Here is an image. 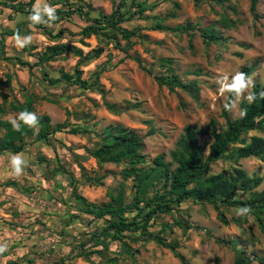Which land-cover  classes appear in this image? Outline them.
<instances>
[{"label":"rangeland","instance_id":"obj_1","mask_svg":"<svg viewBox=\"0 0 264 264\" xmlns=\"http://www.w3.org/2000/svg\"><path fill=\"white\" fill-rule=\"evenodd\" d=\"M0 1L18 6L29 0ZM118 1L35 0L32 7L42 10L47 4L69 10L80 5L90 17H98L109 15ZM250 6V0H124L120 10L126 19L119 27L130 37L128 42L119 38L120 46H116L101 33L81 43L78 32L89 22L84 16L72 14L57 22L34 24L30 13L0 5V103L5 100L0 119L17 123L20 112L11 111L9 102L31 100V113L47 114L52 124L66 122L67 128L76 125L87 129L78 134L57 131L47 141L28 137L22 152H0V245L6 246L0 252V264H104L97 255L91 260L73 256L85 237L83 233L101 220L85 225L82 220L89 215L78 209L72 188L89 201L101 203L108 201L109 191L117 192L120 186L130 198L133 181L122 178L125 162L98 164L88 148L99 142L97 134L105 126L120 123L141 136V152L148 162L157 154L169 161L187 124L205 127L214 118L224 126L222 109L231 93L224 85L245 65L254 64L255 68L247 75L253 84L244 95L264 80V0L257 1L254 12ZM158 23L185 27L178 31L155 29ZM210 27L220 35L219 41H205L201 36V29ZM16 35L31 36V43L19 47ZM64 42L83 53L95 47L103 51L79 64L70 51L37 64L47 45ZM19 59L35 65L29 68ZM76 66L82 70V79L87 83L97 79V84L83 88L64 80L49 81L60 78L62 72L72 73ZM170 70L183 82H194L195 87L186 91L160 85L156 75ZM242 99L236 101L233 94L231 103L235 101L236 106L228 110L232 118L240 116ZM105 102L115 103L120 111L112 112ZM3 133L0 127V137ZM251 135L264 137V129L251 130L247 137ZM17 156L25 161L20 174L12 164ZM231 164L248 175L262 177L255 189H264V160L254 156L235 163L219 159L210 172ZM84 173L99 177V181L89 183ZM180 208L192 227L184 231L173 225L172 232L164 235L167 241L177 242L179 252L191 264H234L240 246L251 258L249 264H260L251 254L264 256V230L253 214L235 221L239 210L224 209L228 219L224 224L211 204L188 200ZM175 216L161 215L151 229L157 231L161 222H173ZM129 244L137 249L134 257L120 251L117 242L110 244L109 255H117L118 264H182L169 248L153 240Z\"/></svg>","mask_w":264,"mask_h":264},{"label":"trees","instance_id":"obj_2","mask_svg":"<svg viewBox=\"0 0 264 264\" xmlns=\"http://www.w3.org/2000/svg\"><path fill=\"white\" fill-rule=\"evenodd\" d=\"M35 0H29L25 5L9 4L1 2L0 5L10 7L14 12H34L32 4ZM258 0H250V9L255 11ZM134 3V2H132ZM124 0H119L113 11L109 15L90 17L87 10L78 8L65 10L55 8L57 19L70 17L72 14L84 16L89 21L85 24L78 35L79 41L84 43V39L101 33L104 37L115 41L116 46H120L119 38L129 41L130 33L125 32L119 25L126 19L124 12L120 10ZM140 6V2L134 3ZM28 7H27V6ZM257 15V13H255ZM264 17V16H263ZM44 19L47 20L45 16ZM184 25H177L173 28L162 24H156L155 29L181 30ZM201 36L205 41L217 42L220 35L213 27L201 29ZM0 39V45L2 44ZM70 51L78 57V62L86 61L90 58H97L102 53V47H95L87 53L72 43H53L47 45L39 55L37 64H42ZM168 62L169 59H162ZM22 65L32 68L35 64L20 60ZM36 64V65H37ZM255 65H245L242 72L248 75ZM82 70L75 67L72 73L62 72L60 78H48L51 83L55 80H64L68 83L77 84L83 88H89L97 84V79L87 83L81 78ZM160 85L167 86L170 90L181 88L191 91L194 82L185 83L179 75L172 70L168 74L156 75ZM251 93L255 94V100L249 103L246 99L240 101V111H245V115L232 118L225 106L221 116L225 119V125L220 124L212 118L205 127H196L187 124L183 134L176 142V147L170 152L171 160H164L163 154L155 155L149 162L143 149L141 136L135 129L124 126L120 123H110L105 126L98 136L99 142L93 148H88L92 157L98 164L105 162L122 163V178L132 179L133 192L130 198H126L125 190L119 187L117 192H108V201L95 203L89 201L85 196L72 188V196L78 205L80 212L89 215L83 222L90 225L93 220H101V223L93 226L92 229L83 233L84 238L79 241L74 257H82L91 260V256L97 255L104 264H118L117 255H109V248L112 242H117L120 251L127 256L134 257L135 251L130 242L153 240L161 246L169 248L175 257L182 264H191L188 259L179 252L177 242L167 241L164 234L172 232L173 225H178L184 231L191 228V224L180 213L181 203L193 201L196 203H208L217 212L220 222L226 224L228 219L224 209L233 208L239 210L242 207L251 209L249 214H253L255 219L264 230V189L258 191L255 188L261 183L262 177L247 172L240 166L231 164L230 167L223 168L219 172H210L212 164L219 160L228 158L234 163L240 158L254 156L264 160V137L247 134L251 130L264 129V80L263 83H255ZM231 92L226 100V104L232 101ZM5 100L0 103V113L4 112ZM107 108L118 113L120 108L115 103L105 102ZM11 111H19L17 120L19 130H16L9 120L0 119V127L4 128V133L0 137V152L9 151L11 153L22 152L28 137L34 140L47 141L57 131L78 134L87 131L85 127L71 126L67 128L66 122L51 123L47 114H35L38 123L30 127L21 119L23 113H31L33 110L31 100L26 103H19L15 100L9 102ZM40 161L43 158L39 159ZM172 165H175L171 168ZM85 179L91 183H97L99 177L83 174ZM176 214L173 222H161L157 231L152 230L154 221L161 215ZM248 215V214H247ZM246 216V215H245ZM235 221L242 219V216L233 218ZM238 219V220H237ZM129 240V241H128ZM87 244H89L87 246ZM241 246L237 248L234 264H249L250 257ZM253 255L260 264H264V256ZM94 263V262H93ZM97 264V263H96Z\"/></svg>","mask_w":264,"mask_h":264},{"label":"clouds","instance_id":"obj_3","mask_svg":"<svg viewBox=\"0 0 264 264\" xmlns=\"http://www.w3.org/2000/svg\"><path fill=\"white\" fill-rule=\"evenodd\" d=\"M47 17V20L44 19V17ZM57 19L56 16V10L55 8L45 4L43 9H37L34 8L33 14L30 16V20L34 24H49L52 21H55ZM16 42L19 47L23 48L25 45L31 43V36L23 37L21 38L19 35H16L15 37ZM224 80H227V77L223 78ZM253 84V81L250 77H248L244 72H237L233 78L231 83L225 84L224 87L234 94L236 97V101L243 98L246 99L249 103L253 102L255 100V94L248 92L247 95H244L247 90L250 88V86ZM264 95V94H262ZM236 106L235 101L230 104H225V108L229 111H231ZM245 111L241 110L240 115H245ZM21 119L24 120L26 124H28L30 127H34L38 123V118L33 113H23L21 115ZM13 126L16 130H19V125L13 121ZM25 163L24 160H22L19 156L14 157L12 160L13 169L16 174H20L22 171V165ZM251 211L248 207H242L239 209V211L236 213L237 216H245L249 214ZM6 246L0 245V252L5 251Z\"/></svg>","mask_w":264,"mask_h":264}]
</instances>
